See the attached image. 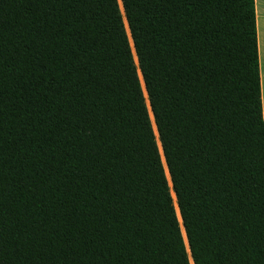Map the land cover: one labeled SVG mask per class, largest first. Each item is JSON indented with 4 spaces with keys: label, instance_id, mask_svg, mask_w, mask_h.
Here are the masks:
<instances>
[{
    "label": "trees",
    "instance_id": "trees-1",
    "mask_svg": "<svg viewBox=\"0 0 264 264\" xmlns=\"http://www.w3.org/2000/svg\"><path fill=\"white\" fill-rule=\"evenodd\" d=\"M192 262L264 264L254 0H0V264Z\"/></svg>",
    "mask_w": 264,
    "mask_h": 264
},
{
    "label": "crops",
    "instance_id": "crops-1",
    "mask_svg": "<svg viewBox=\"0 0 264 264\" xmlns=\"http://www.w3.org/2000/svg\"><path fill=\"white\" fill-rule=\"evenodd\" d=\"M262 118L264 119V0H254Z\"/></svg>",
    "mask_w": 264,
    "mask_h": 264
},
{
    "label": "water",
    "instance_id": "water-1",
    "mask_svg": "<svg viewBox=\"0 0 264 264\" xmlns=\"http://www.w3.org/2000/svg\"><path fill=\"white\" fill-rule=\"evenodd\" d=\"M120 3H121V0H120ZM121 8H122V14H123V16H124V11H123L122 4H121ZM124 20H125V22H126L125 17H124ZM126 26H127V29H128L127 22H126ZM128 35H129L130 40H131V43H132V39H131V36H130V33H129V29H128ZM132 48H133V51H134L133 43H132ZM134 55H135V57H136L135 51H134ZM136 64H137V69H138V71H139V73H140V76H141V79H142V75H141L140 69H139V67H138V61H137V58H136ZM142 83H143L144 91H145V93H146L143 79H142ZM146 97H147V94H146ZM147 101H148V98H147ZM148 107H149V109H150L149 101H148ZM150 113H151V115H152L151 110H150ZM152 119H153V115H152ZM153 124H154L155 130H156V135H157V137H158V133H157L156 125H155V123H154V119H153ZM158 142H159V144H160L159 139H158ZM160 149H161V154H162V157H163V160H164V155H163V152H162V147H161V145H160ZM164 164H165V167H166V170H167V173H168V169H167V166H166L165 160H164ZM168 176H169V173H168ZM169 181H170V176H169ZM170 188H171V190H172V184H171V181H170ZM172 192H173V190H172ZM173 194H174V192H173ZM174 198H175V194H174ZM175 201H176V198H175ZM176 207H177V209H178L177 203H176ZM178 213H179V210H178ZM179 217H180V213H179ZM180 220H181V217H180ZM181 224H182V220H181ZM182 228H183V225H182ZM183 231H184V228H183ZM184 235H185V231H184ZM185 239H186V235H185ZM186 246H187V248H188V252H189V255H190V251H189V247H188L187 239H186ZM190 259H191V256H190ZM191 261H192V259H191ZM192 264H193V262H192Z\"/></svg>",
    "mask_w": 264,
    "mask_h": 264
}]
</instances>
